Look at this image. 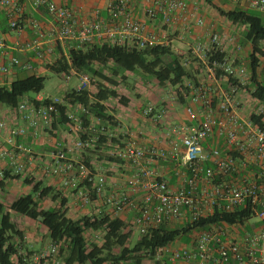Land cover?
Instances as JSON below:
<instances>
[{"label": "built area", "instance_id": "built-area-1", "mask_svg": "<svg viewBox=\"0 0 264 264\" xmlns=\"http://www.w3.org/2000/svg\"><path fill=\"white\" fill-rule=\"evenodd\" d=\"M231 1L264 14V0ZM36 5L45 6L54 24L47 33V42L37 38L26 44H17V48L33 51L39 60L50 59L54 44L66 40H74L78 45L106 41L121 44L126 41L129 46L138 49L172 47L181 66L191 75V79L185 82L187 92L182 94L185 100L183 113L188 123H172L161 136L162 145L152 143L141 148L129 133L120 130L115 135L117 126L111 130L108 122L103 127L101 121L82 104L66 103L65 93L55 97L27 94L11 110L21 125L9 127L7 121L0 118V138L5 134L4 142L10 147L0 146V157L7 162V166L18 174L26 172L28 163H33L44 176L60 178L61 187L72 193L80 207L90 204L93 192L101 197L102 211L112 217L134 210L132 223L140 236L163 223L193 220L213 209L230 212L250 207L259 222L256 231H244L243 235H239L237 229L244 226H210L208 230L198 232L191 248L177 249L170 245L161 249L158 256L171 264H264V128L253 124L249 115L241 116L240 112L241 105L247 101L254 103L252 113L257 116L264 115V106L240 92L239 87L249 80L245 60L228 55L220 59L212 58V52L225 53L224 44L232 45L235 54L239 53L241 46L236 37L219 35L209 27L202 39H198V35L191 40L185 38L187 34L192 37V27L198 29L207 25L197 14L195 3L189 5L186 0H149L145 16L150 20L159 17L166 27L162 33L147 32L145 22L134 19L126 11L127 0H113L108 5L109 13L121 18L115 25L99 19L97 15L92 19L77 18L71 9L53 0H36ZM0 9L8 29L16 34L23 32L20 23L24 15L22 0H0ZM33 28L37 29L38 25L33 23ZM173 42L177 46H173ZM7 49L4 38L0 36V87L5 86V78L12 69L35 74L30 63L21 64L15 57H9L4 62ZM223 76L236 82L225 84L227 80ZM91 84L92 79L79 74V84L74 89L77 93L89 91ZM62 105L67 106L65 115L71 121L65 125L75 136L72 153L79 156L88 145L77 135V132L83 131L82 118L89 119L87 130L101 126L102 135L117 138L122 147L110 154L123 161V167L132 172L125 179L126 191L117 188L107 193L104 173L92 176L78 157H68L71 151L58 141H51V149L43 163L42 159L35 161L30 155L27 162L18 160L15 149L23 154L30 152L17 145L15 139L26 137L29 129L33 137L42 131H51L58 106ZM166 113L167 109L162 108L156 114L155 105L149 102L142 108L141 117L158 121ZM96 140L90 139V143ZM158 161L174 164L179 177L176 186H170L151 169L150 166ZM250 167L258 172L249 171ZM111 168L119 167L112 164ZM240 172H246V175L239 178ZM81 182L91 183V187H78ZM136 192L141 193V197L134 204L130 195ZM93 238H97L96 233ZM56 252L57 248L51 245L32 258L39 261L55 256Z\"/></svg>", "mask_w": 264, "mask_h": 264}, {"label": "trees", "instance_id": "trees-1", "mask_svg": "<svg viewBox=\"0 0 264 264\" xmlns=\"http://www.w3.org/2000/svg\"><path fill=\"white\" fill-rule=\"evenodd\" d=\"M195 5L198 6V3H195ZM237 6L229 11H224L219 7H214V9L231 24L244 27L242 44L249 47L247 59H245L249 80L239 89L244 95L264 106V67L261 65L262 59H264L263 14L242 7L239 4ZM126 11L128 10L126 9ZM119 18V16H114L113 20L106 22L115 25L121 21V18L120 20ZM2 22L4 20H0L1 24ZM165 29L166 27L163 26L160 33ZM184 37L191 40L189 34ZM173 44L177 43L173 42ZM54 49L53 55L56 54V60L51 66L47 67L50 72L65 76H70L71 72H74L75 74H84L90 79L98 81L96 92L83 91L77 93L73 89L65 93V102L68 104H82L93 117L101 121L103 127H106L108 122L111 124V128L117 126L114 118L109 114V107L105 103L111 98H118L115 91L118 86L117 78L125 80L124 73L140 72L153 78L160 86L176 87L178 103L181 106L185 104L182 94L187 92L185 82L186 79H191V75L189 70L181 66L177 55L170 46L138 49L129 46L126 41L121 44H112L106 41L86 45L77 44L76 47L68 49L64 53L60 49L59 43L56 42ZM227 55L226 53L212 52V58L216 59ZM217 73L220 72L217 71ZM223 77L227 80L225 84L236 82L230 77ZM44 81L43 76L35 74L27 77H17L9 85L0 87V106L10 111L14 110L23 96L40 93L43 90ZM119 102L125 106L128 100L125 97H120ZM65 109H67L66 105L58 106V115L52 124V128H55V125L71 123L66 118ZM141 110L139 112L140 117ZM141 119L143 118L141 117ZM263 119L264 115L257 116L252 112L249 114V120L260 128H264ZM82 120L81 128L83 131L77 132V135L83 141H87L88 145L81 152L78 161L87 167L92 176L97 174L94 165L96 163L95 159L101 162L102 166L118 165V170L127 174L125 179L130 176L132 172L123 167V161L110 154L116 148L122 147L118 144V140L113 137L109 138L106 134L102 135L100 133L101 126H97L93 130H87L89 119L82 118ZM144 121L152 122L150 118ZM168 124L171 125L172 123L169 122ZM163 125L165 128L169 126L167 124ZM94 138L97 140L90 143V139ZM17 139L20 138L18 137L15 140L17 141ZM7 146L6 148H9ZM165 163H171L174 166L170 161ZM249 171L258 172L254 167H250ZM244 175H246V172H240L239 178ZM45 177L48 176L43 174L42 179ZM10 181H21L28 186V190L27 193L18 196L9 204H6L3 200L0 201V264H33L31 257L34 254L24 248V233L18 224L13 221L12 215H18L36 222L47 231L49 243L57 248L55 256H57L60 264H143L144 260L150 261V264H158L156 260L160 258L158 256L160 250L175 242L181 241L183 244L192 245L198 232L208 230L210 226L220 224L244 226L250 218H255L254 211L250 207H240L230 212L213 209L211 212L193 220H180L172 224L163 223L158 228L150 230L146 235H139L135 243L128 247L126 244L130 239L131 231L126 229V223L133 225L134 210H128L118 217H112L102 211L101 197H97L92 192L90 204L98 205L97 202L100 203L98 205L100 210L97 213L94 211L74 219L67 214L68 197L63 193L70 191L66 188H57L51 184L47 185L42 180H34L30 175H26V172L16 174L6 165L5 168L0 169L1 194L7 192L6 189ZM124 185L127 189L125 182ZM78 187L89 188L91 183L81 182ZM45 202L57 203V206H45ZM133 203L137 204L136 201H133ZM130 217H132L131 220ZM98 231L103 232L102 243H99L97 238H93V235ZM244 231V227L241 231L237 229L240 235H243ZM115 247H119L120 250L113 254ZM42 260H39V262L43 264ZM160 261L161 264H171L163 258H160Z\"/></svg>", "mask_w": 264, "mask_h": 264}, {"label": "crops", "instance_id": "crops-1", "mask_svg": "<svg viewBox=\"0 0 264 264\" xmlns=\"http://www.w3.org/2000/svg\"><path fill=\"white\" fill-rule=\"evenodd\" d=\"M49 1V0H48ZM54 2L58 4L65 5L69 9L72 10L73 14L77 18L82 19H92L94 16H98L99 19L108 21L113 20L114 16L111 15L108 11V5L113 0H53ZM189 5L192 3H198V12L197 14L202 17L205 22L206 26L204 28H195L192 27L190 29V33L192 34V37L194 38L198 35V39H202V36L207 31L209 27H211L215 32H217L219 35H233L238 40V44L241 46V51L237 54H235V50L232 48V45L224 44L223 48L225 50V53L228 54L230 57H237L240 58L242 61L245 60V55L247 56V53L249 51L248 45L242 44V32L244 30V27L236 26L231 24L229 21L224 19L222 16L218 14V12L214 9H208L206 7L202 6V2L199 0H187ZM220 1V9L224 11H229L235 9L237 6V3L231 0H219ZM149 0H127V7L126 9L131 13L134 19L146 22V31L147 32H157L160 33V31L163 29V26L160 22V19L154 18V19H148L145 17V9L146 5H148ZM22 5L24 7V15L20 20L21 25L23 26V32L20 34H16L12 31H10L7 27V21L3 15L2 10L0 9V20H4L2 24L0 23V36H2L5 40V43L8 47V55L4 58V62H7L9 57H15L19 60L21 64L30 63L34 69H35V75H41L45 70H47L49 66L52 65V63L56 60V54L49 59L45 60H39L35 57V54L31 50H24L21 51L17 48V44H26L28 42L33 41L34 39L40 38L41 40L46 43V37L47 33L53 28V22L47 13V10L45 6L42 5H36V0H22ZM95 18V17H94ZM262 18H264V14L262 15ZM120 20V18H119ZM117 20V21H119ZM33 23H36L38 25L37 29L33 28ZM40 35L42 37H40ZM46 41V42H45ZM203 41V40H202ZM60 49L66 53L68 49H71L73 47L77 46V42L74 40H66L58 42ZM55 45V44H54ZM55 52V49H54ZM244 52L246 53L244 55ZM74 73V72H72ZM33 75L30 71L20 70V69H12L10 70V73L5 78V85L10 84L12 81H14L17 77H27ZM242 100V98H241ZM243 101V100H242ZM243 105V104H242ZM241 105V106H242ZM174 115L172 117V114H170V111H167L166 115H163V117H160L158 121H153L151 124L150 122H145L143 119H141L139 115V111H132L128 115V119L135 120L136 125L134 124V127L131 131H128L127 129H124V125H121L120 123H117V134H119L120 130L122 132H127L129 135L132 136V140L134 143L141 148H144L152 143H156L159 145H162L163 142L161 140V136L165 132V127L163 124L167 123L168 121L170 123H188L184 113H183V105L180 106V108L173 109ZM241 116H245V109L243 106L240 108ZM171 115V116H170ZM114 116V115H113ZM125 119H126V115ZM115 117V116H114ZM123 117V116H122ZM0 118H4L8 126H14V125H21V122L17 120L13 115L12 112L5 108L0 106ZM124 118V117H123ZM167 119V120H165ZM118 119H116L117 121ZM122 122V121H119ZM157 122V123H155ZM165 122V123H164ZM162 124V128L159 130H156V125ZM153 125V127H152ZM146 127L149 129L147 132H143L141 129L142 127ZM119 128V129H118ZM152 129V130H151ZM111 130H114L111 128ZM32 130H28V135L26 137L17 139L16 144L21 145L25 149H27L30 153L23 154L19 150L15 149L14 152L18 155V160L20 162H27L29 159V155L35 160H41L46 161V153L50 150L51 147V141H58L61 142L63 147H65L68 151L71 152L68 153V157H79L76 153H72V147H73V138L74 133L69 132L68 127L63 125H55V128H52L51 131L47 132H40L36 137L30 136ZM5 138L6 135L3 134L0 138V146H7L5 144ZM117 139V138H116ZM8 147V146H7ZM10 148V147H9ZM7 165V162L0 158V169L5 168ZM33 163H28V167L26 175H30L34 178V180H42L44 183L51 184L57 188L61 187V179L56 177H45L42 178V170L39 168H35L33 166ZM151 169L157 174V176H160L162 179L166 180L170 186H176L179 177L177 176L174 167L171 163H165V162H158L155 164H152ZM130 172V171H129ZM116 174V172H115ZM117 175V174H116ZM131 175V174H130ZM110 183H112V187H110V183L107 184L110 190L119 188L118 185L115 184L117 181L116 178L110 177L109 178ZM21 183V181H10L8 183V187H12L13 185L20 186L15 183ZM108 183V180H107ZM10 189V188H9ZM8 189V190H9ZM28 187L24 186L23 191L27 193ZM68 197V203H67V214L71 212V214L77 213L79 211H83L84 208L80 207L79 204L76 202L75 198H73V195L70 192L63 193ZM135 198L133 201H136V203L139 201L141 194L136 192L133 194ZM47 203V202H46ZM45 203V204H46ZM48 204V203H47ZM51 204V203H50ZM98 205L100 203L97 202ZM53 207V205H48ZM100 209V208H99ZM87 210V209H86ZM85 211V210H84ZM259 222L257 219L254 221H250L245 223L244 229L247 232H254L258 229ZM47 232V231H45ZM38 240L35 241L33 244H28L26 241L24 243V248H27L29 251H35L36 248L35 245H38ZM46 244V245H45ZM43 244L44 249H48L51 244L49 243V240L47 243ZM174 248L177 249H189L191 248V244H183L181 241L175 242L172 244ZM196 264V263H191Z\"/></svg>", "mask_w": 264, "mask_h": 264}, {"label": "rangeland", "instance_id": "rangeland-1", "mask_svg": "<svg viewBox=\"0 0 264 264\" xmlns=\"http://www.w3.org/2000/svg\"><path fill=\"white\" fill-rule=\"evenodd\" d=\"M199 1L202 2L201 3L202 6L206 7L207 10L210 8L214 10V7L220 6L219 0H199ZM173 45L177 46V44H173ZM245 54L246 53L244 52V55ZM245 57L247 59L246 55ZM261 65L262 67H264V59H262ZM41 76L45 78V81L43 85V90L37 95H40L42 97L61 96L62 94L67 93L70 90H73L79 84V74H75L72 72L70 76H65V75L55 74L53 72H50L47 69L41 74ZM124 76H125V80H121L119 77L117 78L118 86L115 88V91L118 94V98L116 99L111 98L107 101V103H105V105L109 107L110 109L109 114L114 118L116 123H120L121 125H124V129H127L128 131H131L133 129L134 124L136 125L135 123L136 121L128 119L127 118L128 115L134 110L135 111L138 110L140 112L142 107H144L146 103L148 102H152L155 105L156 114H159L162 108H166L167 111H170V114H172V117H173V115L175 114L173 109L180 108L181 105L177 101V93H176L177 88L176 87H171L169 85L160 86L153 78H150L140 72L124 73ZM92 80L93 82L89 88L90 93H94L98 89L96 86V83L98 81L96 79H92ZM34 95L35 94H31V96H34ZM120 97H125L128 100V103L125 106L120 104L119 102ZM243 108L245 109V116L247 117L253 111L254 103L252 101H247L244 103ZM124 115H126V119ZM116 119L118 120L116 121ZM119 121H122V122H119ZM168 123H165V124L169 125ZM162 127H163L162 124H158L155 128L156 130H159ZM141 130L143 132H147L149 129H147L144 126L142 127ZM117 133L118 132H114L115 135H117ZM95 162L96 163L94 165L96 167L97 173L101 171L104 173L106 177L107 193L111 192L109 191L111 188L107 186V184L110 183L109 181L110 177H114L117 179L115 184L119 186L118 189H122L123 191H126V188L124 185V182H125L124 179L127 176V174L119 171L116 168H111V165L102 166V163L98 162L96 159H95ZM115 172L117 175L115 174ZM107 180H108V183H107ZM15 184H18L20 186L15 187L13 185L12 187H10L11 186L10 185L9 187H7L6 189L7 192L5 194L0 193V201L3 200L6 204H9L12 200H14L18 196L23 195L25 193L23 191V188L26 185H24L22 182L21 183L18 182ZM110 187H112V183H110ZM135 196L136 195L134 196L130 195L131 199H134ZM45 203H44L45 206H48V205L57 206V203H51V204L49 202H47L48 204L47 203L45 204ZM84 210L82 212L79 211L74 214H71L70 212L68 216L75 219V218H79L80 216L84 214H90L94 211L95 213H97L100 209L98 205L90 204L86 206ZM12 219L18 224V226L24 233L25 241L28 244H33L35 243L36 240H38L39 244L34 246L36 250L33 251V254H39L42 251L43 244L47 243L48 241L47 234L45 232L46 230L40 227L36 222L30 221L27 218H24L18 215H12ZM131 219L132 217H130V220ZM255 219L256 218L252 217L248 220V222L254 221ZM126 229L131 231L130 239L128 240L126 246L131 247L133 243H135L137 238H139V234L134 229L133 225H131V223H126ZM238 229L241 231L242 228L240 227ZM96 235H97V241L99 243H102L103 232L98 231ZM119 250H120L119 247H115L112 253L113 254L117 253ZM31 261L33 262V264H42L39 261L34 260L32 257H31ZM42 261H43V264H49V263L53 264L54 262H55L54 264H60L57 256L55 257L49 256L48 258L43 259ZM156 261H158V264H161L160 258H158V260ZM143 264H150V261L144 260Z\"/></svg>", "mask_w": 264, "mask_h": 264}]
</instances>
